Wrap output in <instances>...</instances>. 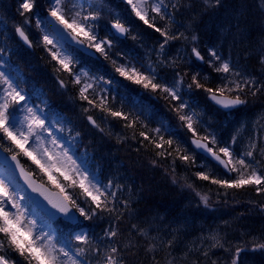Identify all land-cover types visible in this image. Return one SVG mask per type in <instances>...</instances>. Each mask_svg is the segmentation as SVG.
Segmentation results:
<instances>
[{"label": "snow or ice", "instance_id": "6c2138e0", "mask_svg": "<svg viewBox=\"0 0 264 264\" xmlns=\"http://www.w3.org/2000/svg\"><path fill=\"white\" fill-rule=\"evenodd\" d=\"M122 2L129 6L136 18L163 38L159 42L158 57L165 55L170 41L189 39L184 32H173L170 27L174 23V13L184 6L182 0ZM36 3L37 0H20L18 12L24 19L21 25L15 26V33L31 48L32 41L24 26L30 25L35 16L36 28L40 32L38 43L45 46L51 61H55L54 70L61 74L57 76L58 86L63 90L78 86L76 99L80 101L90 130L104 133L102 125L108 122V117L119 118L125 122V128L132 130L133 139H137V126L142 129L138 133L142 138L139 143L142 147L150 145L153 150H159L155 151V157H172L173 165L176 159L194 165L195 157L199 155L205 161H215L228 177L220 178L202 171L196 173L199 179L225 189L239 190L251 186L257 194L264 193V168L261 167L264 165V144L258 137H251L243 150L236 152V135L230 141H224L207 129L201 134L203 121L182 95L184 81L179 72L172 83H167L161 81L151 64L111 61L121 77L152 93L159 91L165 94V99L174 101L172 110L182 122L181 126L192 134L191 144L202 151L190 152L176 130L163 122L160 127L149 128L140 115L126 111L123 104L119 109L113 107L115 96L110 92L115 83L113 78L91 75L84 68L76 70L77 64H95L99 59L97 53L105 60L110 59L113 41H119L120 37L131 32L128 17L115 19L101 37L100 13L92 0H47L46 13L39 15L35 11ZM204 5L220 7L221 0H204ZM259 7L264 12V0H260ZM156 17L166 21L163 27L157 25ZM233 27L243 38L239 22ZM131 38L137 39L136 36ZM190 39L193 42L192 55L196 60L204 61L195 46L198 37L192 35ZM4 56L5 49L0 47V69L6 65L10 69L0 70V264H125L122 251L139 247L151 254L153 264H159L156 252L161 246L170 249L173 241H163L151 235L148 228L132 223L123 249L120 247L118 238L122 239L124 235L120 223L125 220L129 207V201L118 195L123 186L106 176L96 164L95 157L89 155L81 139V130L47 99H41L44 97L42 90L34 86L26 88L27 81L22 73L9 65ZM209 56V67L218 74L219 83L210 87L209 77L201 79L197 72L187 88L189 91L193 86L203 89L215 105L226 110V115H232L233 109L248 103L246 89L255 96L264 88V84L258 86L255 79L224 59L215 49L210 50ZM176 59L160 62L167 67L174 65ZM259 62L264 65V48L260 51ZM63 73H67V78ZM33 96L38 103L33 101ZM94 110L104 115L97 118L89 114ZM165 133L169 138L165 139ZM145 141L148 143L144 144ZM81 148L84 151H80ZM156 164L157 160H153V165ZM200 198L207 206L208 196L201 195ZM80 217L104 221L107 227L97 237L95 233L83 230ZM76 228L80 230L76 231ZM213 239L216 241L214 247H224L219 239ZM258 248L264 249V243ZM242 250L238 248L236 255ZM168 264L172 261L169 260ZM233 264H236L235 259Z\"/></svg>", "mask_w": 264, "mask_h": 264}, {"label": "trees", "instance_id": "16d2710c", "mask_svg": "<svg viewBox=\"0 0 264 264\" xmlns=\"http://www.w3.org/2000/svg\"><path fill=\"white\" fill-rule=\"evenodd\" d=\"M92 2L98 5L96 10L100 13L98 21L100 27L106 28L107 20L105 18L109 17L110 19L113 13L117 17H128L130 26L135 28L134 35L138 40H144L146 48L150 49L144 51V48L136 42H133L135 49L129 47L128 41L118 42L116 44L117 52L115 55L110 54V59L105 60L101 56V62L78 64L88 70L91 75L111 77L116 81L119 73L115 71L112 60H116L117 64L126 61L139 64L142 60L140 53L153 57L154 53L151 48L156 49L157 47L159 50V42L163 38L144 23L137 22L131 13L117 8L118 4L110 5L111 3L106 0H92ZM171 2H177V0H171ZM182 2L184 6L174 13V23L170 27L173 32H184L186 36H189V39L170 41L166 46L162 60L146 59L145 66L151 64L156 69L161 81L167 83H172L176 79L175 74L179 72L184 81L182 95L184 99L188 100L191 110L196 112L199 118L201 114L205 115L204 112H207L212 117V125L216 123L220 125L223 114L208 106L205 101L207 93L203 89H196L195 86L189 91L187 85L191 83L192 76L197 72L201 79L204 76L209 77L208 86L215 87L219 83L218 74L208 64L211 59L209 52L212 49H215L224 59L230 60L231 63L236 62L237 68L255 79L258 86L264 84V65L259 62V55H255L256 50L264 48V12L259 7L260 0H221L220 7H205L204 0H182ZM19 3L20 0H0V42L7 43L4 47L5 57L8 58L7 63L22 73L27 81L25 87L34 86L42 90L44 97L41 99H47L51 104L59 90L56 81L51 83L52 86L50 83L42 81L45 67L49 68L50 65L54 70V63L51 65L49 62L51 57L45 50V46H39L40 52L48 62L42 66L38 65L39 60H43L38 54V49L28 53L18 45L13 36V24L23 23L24 19L18 12ZM46 9L47 0H37L35 9L37 15L46 13ZM169 11L172 10L169 9ZM237 22L243 29V38H240L233 27ZM156 23L163 27L166 21L157 17ZM27 26L30 31L38 30L35 24V16L32 17L31 24ZM192 35L198 37L195 46L204 57L203 65H198L191 59L190 50L193 47V42L190 37ZM173 57L177 58L174 65L158 67L164 64L160 61H171ZM55 73L56 76L61 75L56 71ZM13 75H15L14 72ZM62 75L67 78L66 73ZM123 80L128 84L127 87L122 91L115 90L113 96L127 109L132 107L131 96L134 88H143L125 78ZM69 91L71 95L74 92L77 93L73 86L69 87ZM260 91L264 92V88H261ZM157 93L159 91L152 94ZM164 97L165 94H161L163 118L156 116L155 119L174 128L177 134L182 135L183 142L188 145L187 138L192 134L181 126L182 122L179 121L176 112L172 110V104L175 102ZM32 99L34 102H39L35 96ZM246 99L248 103L233 116L236 123L232 125V128L235 127L241 132L239 136L241 140L234 147L236 152L242 151L246 146L243 144L244 140L249 141L251 137H258L260 142L264 144V116L259 115L257 111L259 104L264 102V99L257 100L247 89ZM75 103L76 107L68 108L69 115L64 114L77 129L81 130L83 145L87 148L89 155L95 157L99 168L104 171L106 176L113 178L123 186V191L118 194L119 198L129 201L126 218L120 223V231L124 235L122 239L118 238V242L122 249L124 242L128 239L129 225L132 223L141 228H148L151 235L158 236L165 233L158 231L164 225H168L178 218L186 220L187 217L185 216L194 215L205 220V226L213 224L218 230L219 226L222 228L223 231L219 230V241L224 247L212 246L205 251L184 250L175 242L170 249L161 246L160 250L156 252L155 255L159 264H168L169 260L172 261V264H232L238 248L244 250V253L240 255L238 264H264V249L258 248L259 244L264 243V193L257 194L254 187L251 186L239 190L225 189L210 183V181L199 179L196 173L203 170L197 165L199 161L197 156L194 165L179 159H176L175 165H173L172 157L167 159L155 157V151L159 150H153L150 145L148 148L142 147L139 143L142 138L138 136V133L142 129L137 126V139H133L132 130L125 128V122L119 118L114 119L113 124L117 127L121 126L125 130L120 143L105 139L102 134L100 136L88 134L80 127L85 122L84 118L76 117V112L81 110L80 101L75 99ZM113 107L116 108L115 105ZM89 114L97 118L104 115L98 110ZM239 121L240 123H238ZM203 126H206L205 129L208 131L211 130L203 121L200 127L201 134L204 132ZM167 138H169L168 134L165 133V139ZM225 139L223 138L224 141H226ZM147 143V141L144 142V144ZM175 156L176 153L174 152L173 157ZM257 159L260 157L257 156ZM153 160H157L155 166ZM173 167H175L174 172L172 171ZM261 167L264 168V165ZM235 175V173L232 174L233 177ZM174 179L176 180L175 183H173ZM201 195L208 196L207 206L201 201ZM239 197L243 201L237 205L234 204L236 201H241L238 199ZM231 204L236 205L237 209L241 211L243 219L237 220L229 214L226 206ZM94 222L98 228L97 222ZM236 222L239 224L237 225ZM84 230L95 233L97 237L102 234H98L94 226H85ZM239 233H242V238H239ZM169 252L171 256L168 255ZM121 254L125 264H153L151 254H146L143 247L123 250ZM17 259L19 258L17 257Z\"/></svg>", "mask_w": 264, "mask_h": 264}, {"label": "rangeland", "instance_id": "374dc122", "mask_svg": "<svg viewBox=\"0 0 264 264\" xmlns=\"http://www.w3.org/2000/svg\"><path fill=\"white\" fill-rule=\"evenodd\" d=\"M25 29L29 33L28 29L27 28ZM157 53H158V50H157ZM156 60H162V57L157 56ZM59 101L62 104L66 103V101L63 99H60ZM229 121H232V116L227 117V122ZM145 124H147L148 127L151 128L150 123H145ZM102 126L105 127V132L112 135L114 138L116 139L121 138V136L117 134L116 131L113 130V128L109 126L108 123L103 124ZM233 135H236L238 139L236 144L234 145L235 147L241 140V138H239L240 136L239 131H232V134L226 138V141H230ZM247 143L248 141L244 140L243 144L247 145ZM197 165L200 169H203V171H208L214 176L224 178L222 176L223 174L220 171H218L216 168L210 167L207 162H204V161L202 163L198 162ZM201 165H205V166L202 167ZM185 217H187L186 220L184 219L181 220V218H178L177 220H174L168 225H164V227H161L158 231L160 233L161 232H165V233H161L160 235H158V237L160 239H164L163 241L172 240L173 243L176 242V244L184 250L205 251L206 249H209L211 246H213L216 243L213 237L217 238L220 236L219 232L217 231L218 230L217 227H214V226L211 227L210 224L207 226H205L204 224L200 225L199 222H194L190 216H185ZM172 224H176V225L172 226ZM103 229H104V226H103ZM239 238H242V233H239ZM232 254L234 255V252Z\"/></svg>", "mask_w": 264, "mask_h": 264}, {"label": "bare ground", "instance_id": "6f19581e", "mask_svg": "<svg viewBox=\"0 0 264 264\" xmlns=\"http://www.w3.org/2000/svg\"><path fill=\"white\" fill-rule=\"evenodd\" d=\"M261 49H262V48H261ZM261 49L256 50L255 55H260V51H261ZM232 64L235 65L236 67L238 66L237 63L234 62V61L232 62ZM255 98H256L257 100H263V99H264V92H262V91H258L257 94L255 95ZM257 111H258V114H259V115L261 114V116H264V102H262V103L259 104V109L257 108ZM227 178H228V177H227ZM238 199L241 200V201H236L234 204L237 205L238 203H240V202L243 201V199H242L241 197H239ZM236 205H232V204H231V205H229V206H226V210H228L229 214H230V215H233L235 219H237V220L243 219V217H242L243 214L241 213L240 210L237 209ZM229 214H228V215H229ZM191 218L193 219L194 222H199L200 225L205 223V220L199 218L198 216H194V215H192ZM227 219H228V218H227ZM228 222H229V221H228ZM236 223H237V222H236ZM238 224H239V223H237V225H238ZM175 225H176V224H172V226H175ZM219 230H220V231H223L222 228H221L220 226H219ZM231 230H232V229H231ZM211 247H212V246H211ZM201 251H202V250H201Z\"/></svg>", "mask_w": 264, "mask_h": 264}, {"label": "water", "instance_id": "95a60500", "mask_svg": "<svg viewBox=\"0 0 264 264\" xmlns=\"http://www.w3.org/2000/svg\"><path fill=\"white\" fill-rule=\"evenodd\" d=\"M16 36H17V38L21 41V42H23L20 38H19V36L16 34ZM120 38H122V37H120ZM24 43V42H23ZM25 44V43H24ZM196 59V58H195ZM198 61V60H197ZM208 100L214 105V106H216V108H218V109H220V110H222V111H226V110H224V109H221L218 105H215L214 104V102L213 101H211L209 98H208ZM234 110V109H233ZM190 143H191V140H190ZM192 145V144H191ZM192 147L194 148V150L195 151H202V150H197V149H195V145H192ZM210 161H212V162H214L215 164H217L215 161H213V160H211V159H209ZM221 167V166H220ZM222 168V167H221ZM21 183H23V181H21Z\"/></svg>", "mask_w": 264, "mask_h": 264}]
</instances>
